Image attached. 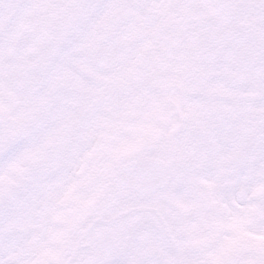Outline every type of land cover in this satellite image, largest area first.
Masks as SVG:
<instances>
[{
	"label": "snow or ice",
	"instance_id": "snow-or-ice-1",
	"mask_svg": "<svg viewBox=\"0 0 264 264\" xmlns=\"http://www.w3.org/2000/svg\"><path fill=\"white\" fill-rule=\"evenodd\" d=\"M0 264H264V0H0Z\"/></svg>",
	"mask_w": 264,
	"mask_h": 264
}]
</instances>
